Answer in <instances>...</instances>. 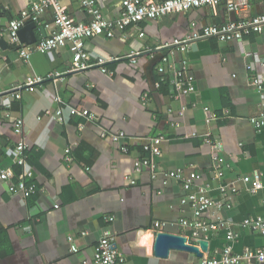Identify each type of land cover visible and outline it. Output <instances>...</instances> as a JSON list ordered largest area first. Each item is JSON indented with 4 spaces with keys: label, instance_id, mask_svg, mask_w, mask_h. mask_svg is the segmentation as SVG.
<instances>
[{
    "label": "crops",
    "instance_id": "obj_1",
    "mask_svg": "<svg viewBox=\"0 0 264 264\" xmlns=\"http://www.w3.org/2000/svg\"><path fill=\"white\" fill-rule=\"evenodd\" d=\"M37 1L0 0V27ZM96 2L109 18L121 13L122 0ZM61 3L75 20H88L80 0ZM263 11L264 0H251L249 8L240 12L229 10L225 3L201 6L142 21L113 37L85 39L93 62L100 56L107 59L108 73L97 64L72 69L69 45L51 53L36 52L26 61L6 36L0 38L7 44H0L1 93L25 83L29 76L45 78L13 101L8 110L11 117L0 107V170H11L14 175L8 183H17L21 167L15 163L19 136L13 131V118L21 116L26 153L40 190L25 198L0 180V264H94L93 254L109 215L115 216L110 227L126 257L124 264L198 262L200 256L185 250L157 256L155 240L159 232H166L200 244L190 229L179 224L181 218L193 217L191 206L181 202L186 192L176 180L165 183L162 172L183 168L187 175L196 171L209 195L221 197L209 138L219 143L225 170L222 181L236 182L239 190L228 196L231 207L204 213L209 220L223 218L226 225L209 236L203 256L228 243V227L238 233L233 243L235 253L263 248L264 235L243 228L241 223L264 216V129L250 122L264 111V92L251 81L261 70L258 61L264 60V32L229 41L216 36L188 39L193 31L247 20ZM35 22L39 41L57 29L53 8ZM175 40L188 44L186 51L174 44ZM166 55L177 70L187 61L188 72L195 78L194 93L176 98L171 83L167 88L156 86L157 67ZM248 64L254 68L249 70ZM174 76L173 72L167 74L170 80ZM144 93L149 94L145 104ZM73 107L88 109L93 117L72 116ZM58 108L64 111L62 122L56 119ZM212 113L218 118L208 121ZM120 131L126 137L120 143L113 142L111 135ZM159 135L164 138L162 152L150 155L143 145ZM123 144L129 145L128 152L122 151ZM144 156L158 165L157 177L153 178L148 168L134 170V160ZM246 174L260 178L263 186L253 192L250 183L238 180ZM128 175L136 184L126 179ZM156 221L164 223L160 231L154 228ZM71 243L79 247L78 253L71 251ZM241 264L264 261L253 258Z\"/></svg>",
    "mask_w": 264,
    "mask_h": 264
},
{
    "label": "built area",
    "instance_id": "obj_2",
    "mask_svg": "<svg viewBox=\"0 0 264 264\" xmlns=\"http://www.w3.org/2000/svg\"><path fill=\"white\" fill-rule=\"evenodd\" d=\"M80 1L82 8L88 15V20L86 21H78L70 16L66 8L62 5L61 0H39L32 4L30 8L21 11L19 16L10 20L8 24L1 26L0 38L6 36L10 44L17 47L19 56L26 61H29L32 54L36 52L51 53L57 51L60 47L69 45L72 52V69L84 70L97 64L103 72L108 73L109 70L106 66L107 59L100 56L96 58L95 62H93L91 54L84 46L83 41L85 39L97 35L113 37L117 32H123L128 27L137 25L142 21L158 19L169 13L183 12L195 7H216L221 3H225L229 10L240 12L249 8L251 0H122L121 13L116 18H109L105 15L96 0ZM48 8H53L55 11L56 31L38 42L31 44L22 42L18 34L19 30L28 20L38 21ZM252 32H264V11L247 20L228 22L222 25H211L204 27L201 31H193L188 39L192 42L202 36H216L221 40L229 41L242 38L245 34H250ZM182 43L183 42L180 40H175L174 42V44L180 46L183 51H186L188 44ZM132 61L136 62V59L132 57ZM258 64L261 66V70L252 75L251 81L258 91L264 92V60L258 61ZM247 68L252 70L254 67L251 64H248ZM2 69L3 66L0 63V81L2 80ZM157 71L159 79L156 86L159 88L164 83H171L176 98L183 94H191L195 92V78L188 72L186 60L183 62L182 68L177 70L174 68L173 64L170 63L168 56H163L161 63L157 67ZM168 72H173L175 74L173 79H168ZM44 79L45 78L40 75L29 76L25 83L12 87L9 92H0V107L6 109L4 114L11 117L8 110L12 107L13 101L22 98V92L24 89L30 88L31 85L41 84ZM148 99L149 94L144 93L142 95L144 104ZM205 110L210 111L208 107H206ZM47 112L49 113V111ZM70 113L72 116L93 117L90 111L85 108L80 110L73 107L70 109ZM64 118L63 109L58 108L56 111L57 121L62 122L64 121ZM217 118L218 115L212 113L208 121ZM250 122L256 128L264 129V111L259 115L250 118ZM13 131L19 136V140L14 148V153L15 163L21 167V172L18 175V181L15 185L8 183L10 177L14 175L9 169L0 170V180L4 183H8L9 190L13 193H21L25 198H29L40 190L35 182H29V180L33 178L34 170L29 163L26 153L28 144L26 141L23 117L16 116L13 118ZM125 137L126 133L124 131L116 132L111 135V139L115 143H120ZM163 139L164 138L160 135L151 137L150 140L143 145V149L146 152H149L150 155L159 156L162 152L161 143L163 142ZM207 142L211 143L214 148L212 156L215 168L214 178L221 181L219 184L221 197L214 198L209 195L208 186L199 183L201 174L196 171L192 170L187 175L183 168L168 169L162 172L165 183L169 180H176L181 183L182 188L186 192L182 197L181 202L191 206L193 217L191 219L181 218L179 224L183 228L190 229L192 231L193 239L197 242H209V236L226 225L223 218L218 217L209 220L205 217L204 213L215 209L219 210L231 207L228 196L229 194L237 193L239 190L236 182L222 181L225 175V170L218 153L219 143L214 142L210 138L207 139ZM121 149L124 152L130 150L127 144H123ZM67 151H69V149ZM147 168L151 170L153 178L157 177L159 168L158 165L151 160L150 156H144L134 160L135 171L139 172L142 169ZM126 179L131 184H136V180L132 176L128 175ZM238 180L243 181L244 183H250V188L253 192H256L263 186V182L260 178H253L249 174L241 176ZM55 207L57 208L59 205H56ZM105 220L108 222V225L104 228L98 246L93 254V263L124 264L126 257L120 249L115 232L110 227L111 223L115 221V216H106ZM163 225L164 223L161 221L154 222V228L156 231H160ZM241 226L264 235V216L246 218L241 223ZM85 233L86 232H83V234ZM237 237L238 233L232 231L228 227V243H226L222 249H215L212 253L201 257L200 260L194 264H241L243 260H251L253 258H257L259 261H264V247L256 252L247 250L243 254L235 253L233 243ZM71 251L78 253L80 249L76 244L71 243ZM84 263H87V261L85 260Z\"/></svg>",
    "mask_w": 264,
    "mask_h": 264
},
{
    "label": "water",
    "instance_id": "obj_3",
    "mask_svg": "<svg viewBox=\"0 0 264 264\" xmlns=\"http://www.w3.org/2000/svg\"><path fill=\"white\" fill-rule=\"evenodd\" d=\"M37 23L33 20H28L25 25L19 30L18 34L22 42L31 44L39 41L35 29ZM0 44L6 46V42L0 39ZM185 250L193 252L200 257H203L204 252L208 251V242L200 241L199 245H194L188 242V239L183 235H175L166 232H159L155 240V253L160 257H167L171 250Z\"/></svg>",
    "mask_w": 264,
    "mask_h": 264
},
{
    "label": "trees",
    "instance_id": "obj_4",
    "mask_svg": "<svg viewBox=\"0 0 264 264\" xmlns=\"http://www.w3.org/2000/svg\"><path fill=\"white\" fill-rule=\"evenodd\" d=\"M168 85H169V83H164V84H163V87H164V88H165V87L167 88ZM163 87H162V88H163ZM128 146H129V145H128ZM29 182H30V183H31V182H35V179L31 178V179L29 180Z\"/></svg>",
    "mask_w": 264,
    "mask_h": 264
}]
</instances>
